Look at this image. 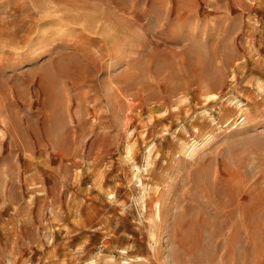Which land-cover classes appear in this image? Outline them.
Returning a JSON list of instances; mask_svg holds the SVG:
<instances>
[{
	"label": "rangeland",
	"instance_id": "374dc122",
	"mask_svg": "<svg viewBox=\"0 0 264 264\" xmlns=\"http://www.w3.org/2000/svg\"><path fill=\"white\" fill-rule=\"evenodd\" d=\"M50 1L0 0V264H264V0Z\"/></svg>",
	"mask_w": 264,
	"mask_h": 264
},
{
	"label": "bare ground",
	"instance_id": "6f19581e",
	"mask_svg": "<svg viewBox=\"0 0 264 264\" xmlns=\"http://www.w3.org/2000/svg\"><path fill=\"white\" fill-rule=\"evenodd\" d=\"M34 3V2H33ZM38 3V2H37ZM37 3H34L33 4V6L37 9V8H40V12L39 13H43V17H46L45 19L47 20L48 18V20L47 21H49V20H54V19H57L58 17H59V10L60 9H57L56 7H55V4L53 3V1H50V0H40V3H38L39 4V6L37 5ZM55 3H56V1H55ZM57 4V3H56ZM34 9V8H33ZM30 10H32V8L30 9ZM37 13H38V10H37ZM40 15V14H39ZM58 16V17H57ZM41 17H42V15H41ZM99 18V17H98ZM40 19V18H39ZM92 22H94L93 20H92ZM88 24H90V22L88 23ZM92 24V23H91ZM90 24V25H91ZM96 24V23H95ZM97 24H98V22H97ZM16 25V24H15ZM92 26V25H91ZM90 26V27H91ZM97 28V27H96ZM17 32H18V30H17ZM16 32V33H17ZM18 34V33H17ZM2 36V35H1ZM11 37H16V36H12V35H10ZM3 37V36H2ZM10 38V37H9ZM13 38V39H14ZM17 38V37H16ZM15 38V39H16ZM212 96H215V94H211V95H208V100L209 101H211L212 100ZM195 149H196V147H195ZM193 150H194V148H193ZM142 183H144V181H142ZM157 208H158V211L160 212V210H161V204H160V202L158 201L157 202Z\"/></svg>",
	"mask_w": 264,
	"mask_h": 264
}]
</instances>
